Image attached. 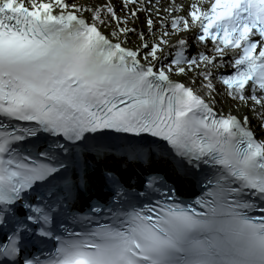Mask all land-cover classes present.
<instances>
[{
	"label": "snow or ice",
	"instance_id": "obj_1",
	"mask_svg": "<svg viewBox=\"0 0 264 264\" xmlns=\"http://www.w3.org/2000/svg\"><path fill=\"white\" fill-rule=\"evenodd\" d=\"M0 264H264V0H0Z\"/></svg>",
	"mask_w": 264,
	"mask_h": 264
}]
</instances>
